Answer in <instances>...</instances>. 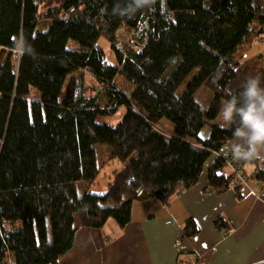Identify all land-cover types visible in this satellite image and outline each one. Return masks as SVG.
<instances>
[{
	"label": "trees",
	"instance_id": "obj_1",
	"mask_svg": "<svg viewBox=\"0 0 264 264\" xmlns=\"http://www.w3.org/2000/svg\"><path fill=\"white\" fill-rule=\"evenodd\" d=\"M47 1L0 0V264H59L79 227H124L135 200L167 201L177 186L197 184L209 158L247 130L239 115L247 78L264 88L263 56L244 59L264 38V0H154L139 9L134 0H63L42 14ZM42 18L47 31L36 30ZM21 38L32 51L17 60ZM202 86L212 93L207 107L195 98ZM224 100L234 104L231 123L201 137ZM122 107L116 124L100 121ZM96 144L127 163L103 194L91 192ZM232 156L207 168L209 188L234 185L241 196L239 168L264 186V163ZM184 230L198 227L190 219Z\"/></svg>",
	"mask_w": 264,
	"mask_h": 264
},
{
	"label": "crops",
	"instance_id": "obj_2",
	"mask_svg": "<svg viewBox=\"0 0 264 264\" xmlns=\"http://www.w3.org/2000/svg\"><path fill=\"white\" fill-rule=\"evenodd\" d=\"M259 52L264 58V48ZM249 135L247 129L226 147L248 141ZM225 148L221 155H230ZM213 161L197 184L177 186L167 201L158 196L135 200L124 227L111 220L102 228L79 227L59 264H264V186L247 180L241 196L233 185L217 193L208 187L207 168ZM252 166L246 165L248 172ZM190 219L198 232L186 236Z\"/></svg>",
	"mask_w": 264,
	"mask_h": 264
},
{
	"label": "rangeland",
	"instance_id": "obj_3",
	"mask_svg": "<svg viewBox=\"0 0 264 264\" xmlns=\"http://www.w3.org/2000/svg\"><path fill=\"white\" fill-rule=\"evenodd\" d=\"M209 1L210 0H205L206 3H208ZM62 2H63V0H49L46 3H43L41 5L40 12L43 14L48 9H50L51 7L60 6L62 4ZM49 24H50V20H48V19L45 20L44 18H42L40 20L39 24L37 25L36 30L37 31H47V29L49 27ZM122 39H123V41L127 42V41H129L131 39V36L126 34L125 32H122ZM99 42H100V45L106 50L108 58L111 61H114L115 54L112 51V49L110 48L108 42L104 38H101ZM74 48H78V45L76 43H74ZM263 48H264V43L263 42H260V41L256 42L254 44V46L252 48H250L246 52V54L244 56V59H250L249 61H251L253 58L256 59L259 56V53H260L259 51L261 49H263ZM262 62H263V66H264V58L263 57H262ZM117 82L120 85H123V86L126 85L128 90L133 89V85L129 81L125 80L123 78V76H121V75H118ZM37 93L38 92L35 91L34 95L35 94L37 95ZM64 93H65V89H64L63 94L61 95V97H63ZM195 98H196V100H198L201 103L202 106L207 107L209 105V103L211 102L212 93L210 92V90L208 88H206L205 86H202L195 93ZM100 100L101 101H106L107 100V98L105 97V95L102 92L100 94ZM227 103H228V101H226V100L223 101V106H222L221 112L223 111V109H224L225 105H227ZM124 112H125V109H124V107H122L114 115L101 116L99 119L102 122H108V123H111V124H116L119 120H121ZM221 112L219 113V115L215 119L211 120L209 122V124L206 125L202 129L201 134L203 132H206V131H208L210 133L209 126H211V125H221L223 127L229 126V124L231 123L232 117H231L230 120L225 121L223 119V117H222ZM160 125L163 128H165L167 131H172L174 129V124L168 119H162L160 121ZM226 146H227V144L223 145L221 150L223 151ZM96 148H97L98 153H99V157L98 158H99V165L101 166V171L98 174L95 183L91 186V192L94 193V194H103L107 190V186H108L109 182L111 181V178L113 176V172L115 170L122 169L127 163H125L123 161H120V160H116V159H110L109 158V151H108V148H107L106 145L96 144ZM219 154L221 155L222 153L220 152ZM214 155L215 154H213L209 158V160L207 161L205 169H206L207 165H209L211 160H214V159H216L218 157L217 156L215 158ZM261 162L264 163L263 160H261ZM253 166H255V165H253ZM250 167H251V164H249V168ZM111 221H113V220H111ZM176 244H177V246L181 245V243L180 244L176 243Z\"/></svg>",
	"mask_w": 264,
	"mask_h": 264
},
{
	"label": "clouds",
	"instance_id": "obj_4",
	"mask_svg": "<svg viewBox=\"0 0 264 264\" xmlns=\"http://www.w3.org/2000/svg\"><path fill=\"white\" fill-rule=\"evenodd\" d=\"M137 8L150 6L154 0H134ZM32 51L30 46L26 48V42L23 38L17 41L16 52ZM244 95L248 103L245 108L239 111L242 125L246 127L250 135L248 137L247 147L241 149L240 146H228L225 151L230 152L235 158L243 160L260 159L264 160V88L260 87V81L255 77H248ZM234 112V104L229 100L221 112L225 121L230 120ZM239 135V131L236 133Z\"/></svg>",
	"mask_w": 264,
	"mask_h": 264
},
{
	"label": "built area",
	"instance_id": "obj_5",
	"mask_svg": "<svg viewBox=\"0 0 264 264\" xmlns=\"http://www.w3.org/2000/svg\"><path fill=\"white\" fill-rule=\"evenodd\" d=\"M23 53H24V51L21 52V53L18 55L17 52H16V49H15V50H14V57H15L17 60H19V59L22 57ZM235 146H240L241 149H244V148H245L244 146H242V145H240V144H237V145H235ZM232 160L235 161L236 158H235L234 156H232ZM237 173H238V174H237V177L240 178V179H241L242 181H244V183H245V182L247 181V177H246L244 174H242V172H240V168H239V172H238V170H237ZM176 243L180 244V240H177Z\"/></svg>",
	"mask_w": 264,
	"mask_h": 264
}]
</instances>
